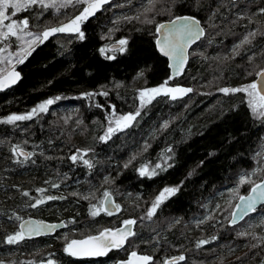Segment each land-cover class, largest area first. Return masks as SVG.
I'll use <instances>...</instances> for the list:
<instances>
[{"label": "trees", "instance_id": "obj_1", "mask_svg": "<svg viewBox=\"0 0 264 264\" xmlns=\"http://www.w3.org/2000/svg\"><path fill=\"white\" fill-rule=\"evenodd\" d=\"M148 5V0H110L81 25L83 40L75 33L50 36L18 64L21 79L0 91V119L25 114L47 99L61 97L47 112L30 120L0 123V261L4 264H47L49 259L54 264L107 263L131 251L152 255L151 264L180 255L186 259L177 264H264V240L238 235L248 231L264 236L262 227L253 222L264 205L244 222L231 225L237 195L229 193L224 202L214 196L231 185L238 188V195L246 194L251 186L238 185L240 176L256 166L264 169V118L252 115L244 93L218 91L250 83L264 68V14L260 12L264 0H155L154 11L145 14ZM80 9L68 6L53 11L33 6L13 19L28 18V30L41 32L68 22ZM185 13L203 22L205 36L185 72L170 83L193 91L176 100L156 97L142 109L133 127L101 141L113 106L116 115L135 112L138 88L156 86L170 76L166 59L155 48V26ZM137 15L140 19H124ZM145 17L152 22L146 23ZM250 32L258 34L234 56V47ZM12 39L8 41L11 46ZM121 39L127 40L124 52L106 53L114 59L101 54V48ZM88 92L97 95H82ZM67 117L71 119L65 122ZM165 121L169 126L162 129ZM145 143L150 145L147 151ZM16 145L34 155L26 161L14 156ZM169 148L171 167L157 170L151 178L139 174L144 164L162 163L161 154ZM78 149L88 150L84 159L93 167L70 159ZM134 155L136 159L124 167ZM263 176L264 171L252 179L259 182ZM176 186L179 191L147 218L160 191ZM106 190L120 210L92 216L91 205L99 207ZM47 196L58 198L29 206ZM209 213L212 218L204 223L192 222ZM17 216L63 221L65 226L52 236L8 244L6 237L18 231L21 219ZM127 217L135 218V235L122 249L86 259L64 251L68 240L118 226ZM213 236L217 239L211 240ZM202 239L210 243L198 248Z\"/></svg>", "mask_w": 264, "mask_h": 264}, {"label": "snow or ice", "instance_id": "obj_2", "mask_svg": "<svg viewBox=\"0 0 264 264\" xmlns=\"http://www.w3.org/2000/svg\"><path fill=\"white\" fill-rule=\"evenodd\" d=\"M110 0H0V44H4V47H0V54L7 51L9 45L6 43L11 37H15L20 43L16 52H8L6 56L0 55V90L11 87L16 84L21 79V74L16 71V65L24 63V61L32 54L35 47L38 44H42L50 36L56 33H75L78 38L83 40L85 33L81 30V25L84 24L90 17L94 16L96 12L101 10L104 5L108 4ZM149 6L144 9V13L152 12L155 8V0H148ZM70 5H83L82 11L74 18L70 19L67 23H61L55 27H46L41 32L29 31V19L24 18L23 20L13 19L21 11H27L33 6H38L41 9L54 8L59 11L62 8H66ZM9 10H11L9 14ZM260 12L264 14V8L260 9ZM126 20L140 19V16L136 17H124ZM7 22V23H6ZM146 23H151L152 21L145 17ZM156 32L160 34L156 43L159 51L167 56L172 63L169 67L172 69V75L168 77L163 83L157 87L144 88L138 90L139 107L135 112H129L124 115L116 116L115 107L113 106L112 116L108 119V126L104 132V135L100 136L101 141H107L111 137L119 132H123L126 129L133 127L137 118L141 116V111L148 104H150L156 97L165 95L172 100L182 98L184 95L193 91L192 88L186 87H171L169 83L177 75H179L184 68L188 60L187 50L191 44L195 43L204 35V29L200 26V22L194 16H177L170 20L167 24H159L156 28ZM257 32H250L239 45H236L233 49V55L239 54V49L244 44L251 43V39L257 36ZM127 40L121 39L118 45H113L111 49L104 47L100 49L102 55H105L107 59H114V55H106L107 52L119 51L124 52L126 50ZM14 61V62H13ZM256 76L259 80H253L251 83L242 85L236 88H220L219 92L227 95L230 93H245L247 98V104L251 113L256 118H264V68H261ZM100 95L107 96V92H101ZM84 97L91 98L97 95L96 93L88 92L82 94ZM61 97L57 96L55 98H50L42 103L38 104L36 107L31 109V111L25 114H11L3 119H0V123L4 124H16L18 121H25L32 119L38 113H44L48 111V107L60 100ZM99 106V105H97ZM71 117L65 118V122ZM169 122L165 121L161 128L167 129ZM149 144L145 143L144 151H147ZM88 150H77V154H73L70 159L73 162L82 160L85 165L89 168L93 167L91 161L84 159V155L87 154ZM171 148L167 149L165 153L161 154L162 163H156L154 166L150 167L149 164L142 165L138 171L141 176H147L151 178L158 174V171H166L167 168L172 165L169 161L172 156L167 155L171 153ZM14 156L23 157L24 161L31 158L34 153L26 152L20 145H16L12 148ZM83 152V154H80ZM136 156L130 158L128 163L124 167H128L132 160H135ZM23 162V161H18ZM264 171V169H255L251 173H246L240 176L238 185L249 184L250 191L248 195H238V188L232 189L231 191L237 195L239 203L235 205L234 211L231 213L230 223L235 225L238 221L244 220L250 214L257 211V206L264 204V177H262L259 182L252 179L258 173ZM107 182V178H106ZM52 187H58V185L53 184ZM39 192H44V189H38ZM179 191V186L176 187H165L156 196L155 200L152 202L151 208L147 212V218H151L157 208L168 198ZM23 195L28 196L29 193L24 192ZM58 197L47 196L45 198L37 199L34 203L29 206L32 208L45 202V200H54ZM62 198V197H60ZM87 199V197H85ZM116 211L120 210V205L115 204L112 200V193L105 191L103 194V200L99 207L96 205H91L90 212L92 216H97L101 211L106 212L108 215H112V209ZM219 208V205H217ZM212 217H207L206 219H211ZM16 219H22L17 216ZM204 220L199 221V223H204ZM136 223L135 220L129 219L123 221V228L109 229L105 228L97 235H89L84 239L80 240H70L66 243L64 251L74 257H96L107 255L109 251L116 248H121L129 239L135 235L132 231V226ZM255 227H264V220L260 221L259 225ZM57 228L55 224H47L43 221L35 220H22L19 230L10 234L6 237V243L17 244L26 238H31L40 234H47L53 232ZM238 235L241 237L251 236L253 239L264 240V236H257L255 232L242 231ZM217 237H211V240H216ZM210 243L209 240H199L197 242V247H201L205 244ZM256 247L257 245H252ZM186 257L180 255L178 257H172L171 261H164V264H177V261H184ZM153 257L150 255H140L136 251H132L129 254V258L126 261L120 262V264H151ZM0 264H4L0 261ZM47 264H54V262L49 259Z\"/></svg>", "mask_w": 264, "mask_h": 264}, {"label": "rangeland", "instance_id": "obj_3", "mask_svg": "<svg viewBox=\"0 0 264 264\" xmlns=\"http://www.w3.org/2000/svg\"><path fill=\"white\" fill-rule=\"evenodd\" d=\"M70 6H73V5H70ZM75 6H81V9H80V11H82V8H83V5H75ZM149 6V5H148ZM52 10L53 11H57L56 9H54V8H52ZM10 12H11V10H9ZM10 12H9V14H10ZM153 12V11H152ZM152 12H148L149 14L150 13H152ZM153 16H155V15H153ZM153 16H151V20L153 19L152 17ZM158 22V21H157ZM156 22V23H157ZM7 23V22H6ZM42 31V30H41ZM13 39H12V42H13V45L11 46L10 44H8V41L6 42L8 45H9V47H8V49H7V51L5 52V53H3V54H0V55H4V56H6L7 54H8V52H16L17 51V49H18V47H19V41L15 38V37H12ZM117 41V40H116ZM106 46V45H105ZM0 47H4V44H0ZM202 48V47H201ZM199 49L197 48V49H195L194 51H193V55L195 56L196 54H197V51H198ZM14 62V61H13ZM251 83V82H250ZM161 84V83H160ZM160 84H158V85H156V86H151V87H141V88H138V90H141V89H144V88H153V87H157V86H159ZM246 84H248V83H246ZM246 84H243V85H246ZM169 86H171V87H176V86H180V87H185V86H182V85H173L172 83H169ZM242 86V85H241ZM187 88V87H186ZM138 90H137V95H138ZM245 94V93H244ZM246 95V94H245ZM247 99V98H246ZM140 103V102H139ZM116 115V114H115ZM120 115H124V114H118V115H116V116H120ZM112 116V114H110L109 115V118ZM107 126H108V122H107ZM105 132V131H104ZM102 135H104V133L102 134ZM255 169H259V168H257V166L256 167H254V169L251 171V172H253ZM251 172H249V173H251ZM232 189H236V187L234 186V185H231V186H225L224 188H221V189H219V190H217L216 191V193L214 194V196L216 197V199H217V201H219V202H224V201H227L229 198H230V195H229V193H232ZM102 197V196H101ZM99 198V204H101V199L102 198ZM233 201H235V198H233L232 199ZM210 216V213L209 214H204L203 216H199V217H195L193 220H192V222L193 223H195V224H198L199 223V221H201V220H206V218L207 217H209ZM132 217H127V218H124V219H122L121 221H120V223H119V225L120 224H122L123 223V221H125V220H129V219H131ZM132 220H135V218H132ZM261 220H264V211H259L258 212V214H256V215H254L253 216V222H254V225L256 226V225H259L260 224V221ZM244 222V221H243ZM246 223V222H245ZM242 227H244V225L242 226ZM110 228V227H109ZM262 230H264V227H262ZM64 233L66 232V231H63ZM66 234L67 235H69V234H75V233H69L68 231L66 232ZM73 239H75V238H73ZM70 240H72V239H70ZM69 240V241H70ZM68 242V241H67ZM66 242V243H67ZM242 249H244V248H242ZM242 251V250H241ZM98 263H102V264H114V262H107L106 263V261L105 262H99V261H95L93 264H98ZM160 264H164V261L162 262V263H160Z\"/></svg>", "mask_w": 264, "mask_h": 264}, {"label": "water", "instance_id": "obj_4", "mask_svg": "<svg viewBox=\"0 0 264 264\" xmlns=\"http://www.w3.org/2000/svg\"><path fill=\"white\" fill-rule=\"evenodd\" d=\"M169 21H170V20H166V21H163V22H161V23H159V24H167ZM159 24H158V25H159ZM158 25H157V26H158ZM200 26L202 27L201 24H200ZM202 28H203V27H202ZM159 36H160V34L157 33L156 41H157V39H158ZM156 41H155V47H156L157 52H158L162 57H164V58L168 61V65H170V64L172 63V61H171L167 56H164V55L159 51V49H158V47H157V43H156ZM197 41H198V40H196L195 43H196ZM195 43L191 44L190 47H191L192 45H194ZM38 45H39V44H38ZM38 45H37V46H38ZM113 45H118V42H113V43L109 44V45H108V48L111 49ZM37 46H36V47H37ZM36 47H35V48H36ZM190 47L188 48L187 53L189 52ZM187 61H188V60H187ZM186 64H187V62H186ZM186 64L184 65L183 71H182L179 75H182V74L184 73V70H185ZM169 68H170V67H169ZM16 71H18V65H16ZM170 71H171V75H172V69H171V68H170ZM18 72H19V71H18ZM179 75H177V76H179ZM255 80L258 81V80H259V77L256 76ZM14 85H15V84H14ZM14 85H12L11 87H13ZM11 87H9V88H11ZM9 88H6V89H4V90H7V89H9ZM4 90H0V91H4ZM23 149H24V148H23ZM24 151L28 152V151L25 150V149H24ZM22 158H23V157H22ZM249 191H250V190H249ZM248 193H249V192H248ZM248 193H246L244 196L248 195ZM112 200H113L114 203L116 204V202H115V200H114V198H113V195H112ZM237 203H239V200L236 201L235 205H236ZM262 205H263V204L258 205L257 208L260 207V206H262ZM234 210H236V209H235V206H234V208H233L232 211H234ZM112 212H113V214H115V213H117L118 211H116V210L113 208V209H112ZM231 213H232V212H231ZM29 219H31V220H35V221H43V222H45V223H47V224H55V225H57V228H56L53 232H51V233L40 234V235H37V236H33V237H31V238H26L27 240H28V239H32V238H38V237H44V236H51V235H53L56 231L62 229V228L65 226V223H64L63 221H48V220H45V219H40V218H37V217L28 216V217H25V218H23V219H21V220L19 221V223H18V230H19V226H20L22 220H29ZM230 219H231V214H230V218H229V223H230ZM241 221H242V220H241ZM241 221H238L236 224L240 223ZM230 224H231V223H230ZM236 224H235V225H236ZM231 225H233V224H231ZM123 227H124V225L121 224V225H118V226H116V227H114V228H109V229H116V228H123ZM133 229H134V225L132 226V231H133ZM97 234H98V233H97ZM97 234H93V235H97ZM84 238H86V237H83V238H75V239H76V240H80V239H84ZM72 240H73V239H72ZM124 245H125V244H124ZM124 245H123L121 248H123ZM64 248H65V247H64ZM130 253H131V252H130ZM130 253H129V254H130ZM137 253H138V252H137ZM129 254H128V256H127L126 258L121 259V260H118L115 264H120V262H122V261H126V260L129 258ZM138 254H140V255H150V254H147V253H138ZM150 256H151V255H150ZM175 257H178V256H175ZM82 258H87V257H82ZM167 261H171V258L167 259Z\"/></svg>", "mask_w": 264, "mask_h": 264}, {"label": "flooded vegetation", "instance_id": "obj_5", "mask_svg": "<svg viewBox=\"0 0 264 264\" xmlns=\"http://www.w3.org/2000/svg\"><path fill=\"white\" fill-rule=\"evenodd\" d=\"M231 1H233V2H235V1H237V0H231ZM177 16H194L199 22H200V24L202 25V27H203V29H204V36H205V26H204V24H203V22L196 16V15H193V14H187V13H185V14H176V15H172V16H170V17H168L167 19H164V20H162V21H165V20H172V19H174L175 17H177ZM161 22V21H160ZM158 24V23H157ZM157 26V25H156ZM156 26H155V34H156ZM204 36H203V38H204ZM155 38H156V36H155ZM202 38V39H203ZM201 39V40H202ZM201 40L199 41V42H197V43H195L194 45H192L191 47H190V49H189V58H188V61H187V64H186V67H185V70L187 69V65H188V63H189V61L194 57V55H193V51L195 50V49H197V48H199V45H200V42H201ZM166 62H167V67H168V69H169V74H170V68H169V65H168V61L166 60ZM185 70H184V72H185ZM152 256V255H151ZM153 257V256H152Z\"/></svg>", "mask_w": 264, "mask_h": 264}, {"label": "bare ground", "instance_id": "obj_6", "mask_svg": "<svg viewBox=\"0 0 264 264\" xmlns=\"http://www.w3.org/2000/svg\"><path fill=\"white\" fill-rule=\"evenodd\" d=\"M126 2V1H125ZM128 2V1H127ZM133 13V12H132ZM115 199V198H114ZM150 200V199H149ZM150 203V202H149ZM150 206V205H149ZM140 209V208H139ZM143 210V209H142ZM138 211H140V210H138ZM129 213V212H128ZM131 214V213H130ZM134 215V214H133ZM132 219V218H131ZM144 221V220H143ZM142 227V226H141ZM145 228V227H144ZM147 228V227H146ZM147 230V229H146ZM147 232V231H146ZM147 236V235H146ZM71 238V237H70ZM69 241V240H68ZM159 247H161V246H159ZM163 248V247H162ZM160 254V253H159ZM73 257V256H72Z\"/></svg>", "mask_w": 264, "mask_h": 264}]
</instances>
